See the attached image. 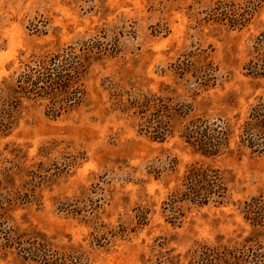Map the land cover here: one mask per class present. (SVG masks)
Wrapping results in <instances>:
<instances>
[{
  "label": "rangeland",
  "instance_id": "1",
  "mask_svg": "<svg viewBox=\"0 0 264 264\" xmlns=\"http://www.w3.org/2000/svg\"><path fill=\"white\" fill-rule=\"evenodd\" d=\"M68 48L83 65L77 107L11 93L25 65ZM147 99L169 109L164 140L141 131ZM262 99L264 0H0V264H39L37 248L189 264L205 246L263 247L264 217L248 214L264 215V150L239 146ZM197 117L231 124L229 148L186 143ZM194 163L219 171L222 204L171 203Z\"/></svg>",
  "mask_w": 264,
  "mask_h": 264
},
{
  "label": "trees",
  "instance_id": "2",
  "mask_svg": "<svg viewBox=\"0 0 264 264\" xmlns=\"http://www.w3.org/2000/svg\"><path fill=\"white\" fill-rule=\"evenodd\" d=\"M73 48L56 55L44 56L25 65L17 78L12 94H22L27 99L48 100L47 111L51 114L67 112L81 103L83 89L78 84L83 65ZM137 115L141 131L150 134L154 140H164L169 134L171 115L166 105L153 100L137 103ZM165 119L168 120L165 122ZM234 136V127L228 122L197 117L184 124L182 137L185 142L204 156L213 158L229 148ZM239 146L257 151L264 150V99L259 102L241 127ZM171 203L189 200L197 205L209 202L222 204L227 196V188L218 170L207 165L191 164L182 177L180 189L173 192ZM251 214V215H249ZM248 216L255 225L263 222L262 209L250 211ZM256 214V215H255ZM252 243L251 238L247 239ZM41 249L29 251L39 264H79L55 252L42 254ZM44 251V250H43ZM48 255L50 257H48ZM81 264V263H80ZM189 264H264V246L255 243L241 247L212 246L201 247L194 253Z\"/></svg>",
  "mask_w": 264,
  "mask_h": 264
}]
</instances>
